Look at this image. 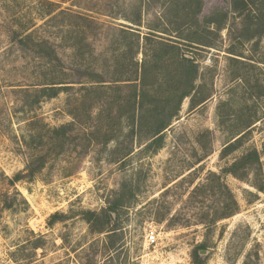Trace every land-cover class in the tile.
<instances>
[{"label":"rangeland","instance_id":"1","mask_svg":"<svg viewBox=\"0 0 264 264\" xmlns=\"http://www.w3.org/2000/svg\"><path fill=\"white\" fill-rule=\"evenodd\" d=\"M196 2L0 0V264H194L204 241L200 264H264V169L221 174L264 144V34L205 30L214 10L235 14L202 0L194 21ZM163 42L195 59L180 104ZM156 118L170 125L147 151ZM119 190L127 203L98 232L85 211Z\"/></svg>","mask_w":264,"mask_h":264},{"label":"trees","instance_id":"2","mask_svg":"<svg viewBox=\"0 0 264 264\" xmlns=\"http://www.w3.org/2000/svg\"><path fill=\"white\" fill-rule=\"evenodd\" d=\"M196 4V11H194V21H197L196 15L201 11L202 7V0H197ZM229 11L231 13H234L233 15V22L230 26L229 24V17L228 12L224 11L222 9H216L213 12L210 13V15L206 18H204V29L208 30V26H214V28L220 30L221 28H226L229 33L230 30H232L234 27L240 26V35H238L239 40L245 39V40H251L256 37H260L264 34V11H261L256 6V0H229ZM237 15V16H236ZM238 19V21H237ZM240 19V20H239ZM136 24V23H135ZM138 25V24H136ZM191 31L190 34L193 36H187L185 39L196 42V40H200V36L202 34L197 31V28ZM194 31V32H193ZM164 32V31H162ZM149 33H152L151 31ZM29 34H27L26 37H28ZM197 43V42H196ZM166 47H169L179 56V64H180V70L178 72L179 78L182 80V83L184 85V89L182 92L178 95V104L181 103L182 99L190 94V92L193 89V83L196 73V64L195 59L192 55H188L184 51L181 52L179 50V46L163 42L161 43ZM141 84L145 85L143 80H141ZM58 88L51 87L49 91L43 89L42 93L44 95L52 97L57 93ZM160 114H156L153 117H157ZM142 118V117H141ZM155 123H153L152 127L147 130L148 140L149 142L146 145V150L154 149V151L160 149L163 146L164 142V134L163 130L167 128L170 125V119H164L160 118ZM141 123V121H140ZM243 130L240 132L241 135L236 137L233 141L228 142V144L224 147L223 152H229L232 151L238 142L240 141L241 137L246 133ZM264 158V144L261 151L256 150L255 148H252L248 151H246L244 154H242L239 158L234 160L229 166H226L221 169V174H231L234 176L238 175V172L240 170H245L247 168L254 167L256 170L262 171L264 169V163L261 161V159ZM212 175H215L212 173ZM20 176H16L18 178ZM258 190H264V183L261 186H257ZM126 197V196H125ZM123 191L119 190L116 192L115 197L111 200L107 201V206L104 208L100 214L94 211H85V219L89 223H97L99 227L97 228L98 232L103 231V227L110 225L111 221L113 220V214L118 216L119 210L122 209L125 204ZM226 212L225 216L231 215L234 212ZM58 214H53L51 219H54ZM214 220H210L207 223H213ZM113 231V229L109 230ZM207 242L204 241L200 244H198L193 249V263L194 264H200L199 262V251L206 249Z\"/></svg>","mask_w":264,"mask_h":264},{"label":"built area","instance_id":"3","mask_svg":"<svg viewBox=\"0 0 264 264\" xmlns=\"http://www.w3.org/2000/svg\"><path fill=\"white\" fill-rule=\"evenodd\" d=\"M156 235V230L152 228L146 234V238L149 242H154L156 240Z\"/></svg>","mask_w":264,"mask_h":264},{"label":"water","instance_id":"4","mask_svg":"<svg viewBox=\"0 0 264 264\" xmlns=\"http://www.w3.org/2000/svg\"><path fill=\"white\" fill-rule=\"evenodd\" d=\"M206 251L205 250H200L199 253L200 254H204Z\"/></svg>","mask_w":264,"mask_h":264}]
</instances>
